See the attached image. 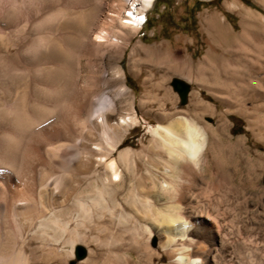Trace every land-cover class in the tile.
Segmentation results:
<instances>
[{
    "label": "rangeland",
    "instance_id": "1",
    "mask_svg": "<svg viewBox=\"0 0 264 264\" xmlns=\"http://www.w3.org/2000/svg\"><path fill=\"white\" fill-rule=\"evenodd\" d=\"M92 1L0 0V49H11L17 63L13 49H43L47 57L53 52L63 62L56 68L71 84L120 64L137 109V121L123 134L137 151L149 144L150 126L164 116L184 115L201 126L205 164L185 211L193 212L190 233L208 254L198 264H264L263 0H156L137 32L108 18L112 3L122 0H101L100 7ZM118 28L127 32V40L106 45L105 57L82 56L77 63L80 50L89 49V38L101 29ZM232 37L236 42L228 45ZM205 59L211 66L203 73ZM41 77L49 84L46 75ZM176 78L190 87L185 102L172 85ZM147 92L157 96L151 105ZM104 172L100 167L99 173ZM123 212L129 215L125 221L108 212L71 221L64 237L71 236L73 254L69 241L41 242L31 231L17 243L11 233L0 235V264H9L20 248L22 264H177L174 253L159 243L155 226L149 237L144 220L125 202ZM78 245L87 249L79 259Z\"/></svg>",
    "mask_w": 264,
    "mask_h": 264
},
{
    "label": "bare ground",
    "instance_id": "2",
    "mask_svg": "<svg viewBox=\"0 0 264 264\" xmlns=\"http://www.w3.org/2000/svg\"><path fill=\"white\" fill-rule=\"evenodd\" d=\"M102 2L93 0L92 5L100 7ZM155 2L114 1L108 18L137 32ZM245 13L247 20L251 18ZM126 38L122 28L101 29L89 38V49H81L76 62L80 64L82 56L107 55L106 45H119ZM235 40L232 37L228 45ZM10 50L0 49V235L11 233L17 243L31 231L41 242H70L71 236L64 234L71 221L107 212L125 221L129 216L123 212L125 202L144 220L149 237L156 227L159 243L174 253L175 263L207 259L190 233L193 212L185 213L197 173L205 164L204 129L184 115L164 116L150 126L149 144L137 151L123 134L137 121V109L120 64L99 77L71 84L56 68L63 62L51 52L55 49H49L50 57L43 49H13L18 63ZM205 62L203 73L211 66ZM41 75L50 79L49 84L40 80ZM114 81L118 85L110 88ZM147 96L149 105L157 97ZM223 176L226 184L229 177ZM83 185L86 190H81ZM70 243L73 254L74 242ZM23 252L16 249L9 264H22Z\"/></svg>",
    "mask_w": 264,
    "mask_h": 264
},
{
    "label": "water",
    "instance_id": "3",
    "mask_svg": "<svg viewBox=\"0 0 264 264\" xmlns=\"http://www.w3.org/2000/svg\"><path fill=\"white\" fill-rule=\"evenodd\" d=\"M174 89L178 92L181 101L185 102L186 98H187V94L189 92V85L186 81L181 80L179 78L174 79L173 83H172ZM87 253V249L85 247H83L82 245H78L76 247V255L78 258L84 257Z\"/></svg>",
    "mask_w": 264,
    "mask_h": 264
},
{
    "label": "snow or ice",
    "instance_id": "4",
    "mask_svg": "<svg viewBox=\"0 0 264 264\" xmlns=\"http://www.w3.org/2000/svg\"><path fill=\"white\" fill-rule=\"evenodd\" d=\"M142 19V18H141Z\"/></svg>",
    "mask_w": 264,
    "mask_h": 264
}]
</instances>
